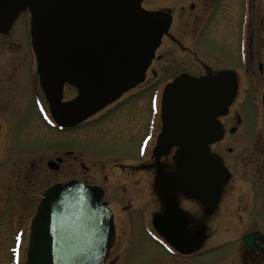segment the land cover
I'll return each mask as SVG.
<instances>
[{"label":"flooded vegetation","instance_id":"obj_1","mask_svg":"<svg viewBox=\"0 0 264 264\" xmlns=\"http://www.w3.org/2000/svg\"><path fill=\"white\" fill-rule=\"evenodd\" d=\"M135 8L157 18V40L151 42V20L133 28L144 46L132 53L123 46L85 49L76 70L84 96L80 82L53 86V101L68 103L69 115L58 122L49 108L52 128L66 129L70 146L47 167L55 172L67 161L66 181L101 193L113 223L102 264H136L149 246L140 264H264V0H138ZM18 18L9 27L20 30L27 47V20ZM6 31L0 30L2 60L11 62ZM101 70L113 73L96 80ZM220 71L232 76L233 96L215 117L221 134L208 151L226 179L206 200L162 183L179 164L180 146L160 139L161 105L176 77ZM28 75L39 79L37 59ZM43 85L33 91L37 100L46 98ZM94 86L102 94L92 96Z\"/></svg>","mask_w":264,"mask_h":264},{"label":"water","instance_id":"obj_2","mask_svg":"<svg viewBox=\"0 0 264 264\" xmlns=\"http://www.w3.org/2000/svg\"><path fill=\"white\" fill-rule=\"evenodd\" d=\"M137 1L0 0V30L21 7L29 6L34 49L46 89L52 94L53 86L59 87L63 81L80 82L84 96L83 76L76 70L86 48L98 51L123 46L124 53H132L144 46L138 43L143 40L142 33L136 36L133 28L140 29L151 20L156 22L149 32L151 42L157 40L160 23L135 8ZM112 73L101 70L96 80H105ZM94 87L92 96L102 94L101 88ZM232 96L233 79L227 71L209 77L182 75L166 86L160 139L180 148L175 152L179 164L162 179L164 185L206 200L216 194V186L226 176L209 155L208 144L220 137L215 117ZM50 107L58 122H67L68 103H51ZM52 163H48L50 168ZM100 198L101 193L94 188L74 181L46 188L30 221L26 264H102L112 240L113 223ZM159 232L165 235L163 228Z\"/></svg>","mask_w":264,"mask_h":264},{"label":"rangeland","instance_id":"obj_3","mask_svg":"<svg viewBox=\"0 0 264 264\" xmlns=\"http://www.w3.org/2000/svg\"><path fill=\"white\" fill-rule=\"evenodd\" d=\"M16 17L19 22H24L23 17L27 20V47L22 44L20 30L9 27ZM32 22L30 7H21L2 29L10 34L11 62L7 58L3 62L0 44V65L6 63L12 69L7 73L0 71V264H26L30 221L41 193L56 180L69 178L67 161L55 172L47 167L53 154L64 156L70 139L66 129L52 128L48 110L55 102L45 85L49 95L45 99L37 100L33 92L43 80L34 49ZM36 59L40 80L28 75V69H35ZM150 250L151 246L147 247L133 262L140 264Z\"/></svg>","mask_w":264,"mask_h":264}]
</instances>
